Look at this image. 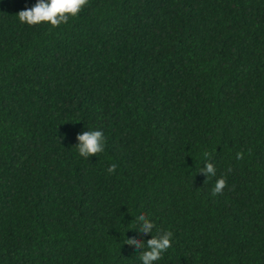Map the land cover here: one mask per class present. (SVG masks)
I'll return each instance as SVG.
<instances>
[{
    "label": "trees",
    "instance_id": "trees-1",
    "mask_svg": "<svg viewBox=\"0 0 264 264\" xmlns=\"http://www.w3.org/2000/svg\"><path fill=\"white\" fill-rule=\"evenodd\" d=\"M34 3L0 0V264H264V0Z\"/></svg>",
    "mask_w": 264,
    "mask_h": 264
},
{
    "label": "clouds",
    "instance_id": "clouds-1",
    "mask_svg": "<svg viewBox=\"0 0 264 264\" xmlns=\"http://www.w3.org/2000/svg\"><path fill=\"white\" fill-rule=\"evenodd\" d=\"M88 0H35V3L30 8H25L18 13L20 22L28 25L39 24L47 22L50 26H58L68 21L70 17H76L82 8L87 4ZM76 148L80 156L89 158L90 156L103 151L104 137L99 129L85 130L79 132L76 136ZM239 157V153L237 154ZM108 171H113V166L108 167ZM206 175H215L213 163L205 162V167L202 169ZM225 179L218 177L215 180L212 193L216 194L221 192L225 185ZM137 219L143 220L141 230L144 233H149L153 227V222L147 218L146 214L140 213ZM170 232H163L160 235H152L145 244L136 238H130L128 243H134L138 247H143L145 250L140 255V260L143 264H153L157 261L161 254L170 246Z\"/></svg>",
    "mask_w": 264,
    "mask_h": 264
}]
</instances>
